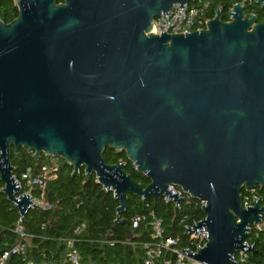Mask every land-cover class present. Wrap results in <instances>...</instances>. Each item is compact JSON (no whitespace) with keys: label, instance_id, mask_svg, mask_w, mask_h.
<instances>
[{"label":"water","instance_id":"95a60500","mask_svg":"<svg viewBox=\"0 0 264 264\" xmlns=\"http://www.w3.org/2000/svg\"><path fill=\"white\" fill-rule=\"evenodd\" d=\"M0 20V180L23 225L30 196L19 194L11 151L25 148L81 167L119 201L127 196L203 202L204 264H237L264 206L241 191L264 190V38L213 20L189 34L152 33V21L191 0H14ZM124 151L149 184L107 164ZM179 188L183 196L172 193ZM247 249V250H245Z\"/></svg>","mask_w":264,"mask_h":264},{"label":"trees","instance_id":"16d2710c","mask_svg":"<svg viewBox=\"0 0 264 264\" xmlns=\"http://www.w3.org/2000/svg\"><path fill=\"white\" fill-rule=\"evenodd\" d=\"M17 14L14 0H0V20L3 23H10ZM32 155L33 153L25 148H20L17 153L11 151L12 175L21 185L19 194L30 190L33 198L40 199L43 192L44 202L50 205L48 210L30 208L22 225L29 237L26 242L25 260L34 264L44 262L62 264L69 251L66 242L69 239H74L80 264H140L145 256V246L153 247L156 243L152 236L151 214L162 221L163 237H180L182 239L180 246L187 242L185 227L204 218L202 203L190 197L175 209V204L171 201L143 199L129 194L127 210L121 218L128 221L129 229L133 233L132 238L127 239L122 224L116 225L114 232L109 235L119 206V201L114 198L113 193L104 190L96 182L94 174L85 179L83 167L72 176V167L58 158H55L58 166L55 179L49 181L44 189L37 186L29 187L21 180V176L28 169L31 177L38 176L40 167L48 161L47 156L42 154L35 162ZM103 157L107 164L122 163L124 172L143 188L149 184L148 178L136 171L124 151L106 148ZM3 187L4 184L0 180V255L16 243L17 235L14 230L21 219L18 209L1 191ZM241 194L245 204L251 205L253 198H257L260 206H264V190L259 187L254 190L243 189ZM136 215L144 216L145 220L137 229H132L131 220ZM82 224L85 227L80 229ZM260 224V229L251 227L246 241L253 245V249L239 264H264V215ZM77 228L79 232L75 234ZM6 264L24 262L21 257L13 255Z\"/></svg>","mask_w":264,"mask_h":264},{"label":"built area","instance_id":"2783aa9c","mask_svg":"<svg viewBox=\"0 0 264 264\" xmlns=\"http://www.w3.org/2000/svg\"><path fill=\"white\" fill-rule=\"evenodd\" d=\"M208 19L205 16V10L203 4L197 0H191L187 3L182 9L179 8V4L174 5L173 9L168 15H160L158 18H155L152 21V33L160 35L162 32L165 34H189L194 31H200L206 28ZM47 156V163L43 164L40 167V173L36 177H31L30 169H28L22 176L21 180L25 181L26 185L37 186L40 189H44L47 183L55 179L58 171V166L55 161V158L50 155L44 154ZM18 185L19 190L21 189L20 183L15 180ZM172 193L177 194L178 196H183L181 190L176 189L175 187H170ZM31 197L32 203L39 208L44 210L50 209V205L43 200V192L41 193L40 199H35L31 196L30 190L23 193ZM166 201V197H163ZM170 201V200H167ZM202 205L204 204L201 202ZM179 207V206H178ZM152 219V236L156 239V243L153 247L145 246V256L140 264H204L194 260L193 258L187 256L186 253H183L182 250H188L192 254L198 253V248L202 249L207 242L205 237L206 229H198L197 236L195 232L185 234L187 237V242L184 246H180L182 239L180 237H163V227L162 221L154 218V215L151 214ZM145 220L144 216L136 215L131 220V228L137 229L139 224ZM202 220L195 222V224L200 223ZM85 225L82 224L80 229L84 228ZM191 226L185 227V233L187 232L186 228H192ZM258 229L261 228V224L256 226ZM17 235V240L14 246L0 255V264H6L10 256L16 255L22 258L24 264H34L32 261L25 260V252L27 248L28 236L23 230V226L20 222L17 224L15 230ZM79 229L75 230V234H78ZM67 247L69 249L66 254L65 261L62 264H80L79 252L75 248L74 239H69L66 241ZM246 247L253 248V245L244 241ZM247 250V249H245ZM247 251L239 252L233 260L235 263L239 264L243 262L247 257ZM42 264H55L50 262H44Z\"/></svg>","mask_w":264,"mask_h":264},{"label":"flooded vegetation","instance_id":"af4514ba","mask_svg":"<svg viewBox=\"0 0 264 264\" xmlns=\"http://www.w3.org/2000/svg\"><path fill=\"white\" fill-rule=\"evenodd\" d=\"M203 4L208 23H239L264 38V0H197ZM207 23V24H208Z\"/></svg>","mask_w":264,"mask_h":264}]
</instances>
